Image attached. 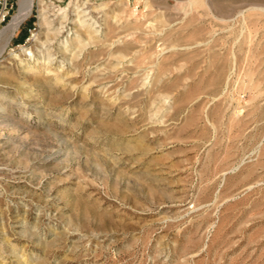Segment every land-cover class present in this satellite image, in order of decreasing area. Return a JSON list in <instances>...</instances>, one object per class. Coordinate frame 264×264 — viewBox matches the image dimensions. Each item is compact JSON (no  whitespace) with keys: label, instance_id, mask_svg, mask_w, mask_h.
Instances as JSON below:
<instances>
[{"label":"rangeland","instance_id":"1","mask_svg":"<svg viewBox=\"0 0 264 264\" xmlns=\"http://www.w3.org/2000/svg\"><path fill=\"white\" fill-rule=\"evenodd\" d=\"M0 264H264V0H33L0 54Z\"/></svg>","mask_w":264,"mask_h":264},{"label":"bare ground","instance_id":"2","mask_svg":"<svg viewBox=\"0 0 264 264\" xmlns=\"http://www.w3.org/2000/svg\"><path fill=\"white\" fill-rule=\"evenodd\" d=\"M33 0H19L16 12L11 16L8 23L0 29V54L7 45L10 37L17 30L20 22L30 13ZM33 58V56H32Z\"/></svg>","mask_w":264,"mask_h":264}]
</instances>
